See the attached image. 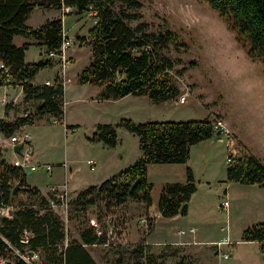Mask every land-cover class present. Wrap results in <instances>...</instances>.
Wrapping results in <instances>:
<instances>
[{
  "label": "rangeland",
  "instance_id": "1",
  "mask_svg": "<svg viewBox=\"0 0 264 264\" xmlns=\"http://www.w3.org/2000/svg\"><path fill=\"white\" fill-rule=\"evenodd\" d=\"M141 1V20L149 24V30H174L186 44V47L181 46L178 50L171 48L168 51L172 58L181 60L174 64L170 74L181 94H187L185 101L180 103L179 98H176L155 103L145 95H126L116 100H105L100 98V88L97 86L80 84L78 73L89 63L92 52L90 46L80 43L77 36L87 35L94 19L86 13H66V9L62 8V15L59 14V17L62 18L64 34L72 40L67 51L72 61L66 69L71 81L65 83L63 117L56 122L43 118L37 123L26 125L25 128L19 127L14 132L19 134L21 129H25L30 133L33 164L52 165V176H48L40 166L31 173H28L29 169L25 170L27 184L38 188L47 196L51 183L66 184L70 201L89 186L100 184L141 157L139 137L119 124L122 118L135 122L185 121L205 117L215 122L220 119L236 138L240 154L245 150L264 159V109H257L254 97L248 91L253 79L252 73L233 79L226 70L221 71L210 65L207 44L196 32L185 31L174 21L173 14L182 6L184 0ZM202 2L209 6L205 0ZM210 9L218 14L212 7ZM54 10L56 11L53 8L35 7L26 23L38 27L45 20L51 19ZM139 21H132L131 24L136 25ZM22 41L33 40L22 36L15 37L16 44ZM39 47L36 44L29 46L26 61L34 62L44 55H41ZM191 61L194 63L190 64ZM253 62L257 70L264 73V64L260 60ZM182 67L187 70L180 75L178 70ZM47 68L41 69L36 75V82L52 80L56 74L59 76L58 64ZM15 95L16 89L13 86H0V118L6 115L4 105L8 103L11 109L5 117L6 120L13 121L17 116L32 114L33 102L25 103L21 92L20 99L17 103L14 101V104L12 99ZM64 122L73 127H67ZM98 124H110L115 128V146H107L98 136L88 137L91 129ZM223 137L222 134L215 135L191 146L186 164L160 163L148 166V181L152 183L151 211H148L143 202L130 199L121 205H102L100 209L104 216L101 223L104 230V219L107 215L116 216L120 221L110 245L89 248L98 264H132L129 251L147 239L151 242V248H146L145 252L154 253L153 259L156 263L174 264L182 258L190 264H264L261 243L241 240L245 228L264 221V187L227 181L228 152L226 144L219 141ZM0 149V160L11 164L15 158L12 149ZM90 159L96 161L94 169L89 167ZM65 162L66 171L62 167ZM187 165L193 171L197 191L189 200L186 214L171 218L156 217V204L162 185L166 181L182 182L185 179L184 175L177 173L167 176L168 172H172L167 167H181L185 170ZM222 201L228 202L227 212L221 206ZM97 208L90 207L87 210L86 215L90 221L96 219ZM55 210L64 221L66 219L70 236L78 237L75 224L67 219L68 208L62 210L59 207ZM142 217L147 218L146 223L140 222ZM150 226L152 231L148 233ZM191 227L196 230L189 232ZM178 231L184 233L178 234ZM227 236L231 243L222 244L219 252L216 243ZM223 252L228 253L227 258L219 255ZM36 262L38 264L40 260Z\"/></svg>",
  "mask_w": 264,
  "mask_h": 264
},
{
  "label": "trees",
  "instance_id": "2",
  "mask_svg": "<svg viewBox=\"0 0 264 264\" xmlns=\"http://www.w3.org/2000/svg\"><path fill=\"white\" fill-rule=\"evenodd\" d=\"M205 1L234 32L239 47L253 61L260 60L264 64V0ZM35 7H70L69 13H86L94 19L87 35L77 36L79 42L89 45L92 52L91 60L78 73L77 79L80 84L100 88L101 99L145 95L149 100L160 103L175 100L181 94L170 74L174 64L181 60L172 58L168 51L186 47V44L174 30H149V24L141 20V0H0V63L7 69V72L0 69V86L21 87L23 101H32L34 105L32 114L17 116L13 121L0 118V134L10 136L17 128L43 118L60 121L64 114V86L59 76L56 74L51 84L32 82L41 69L57 65V60L47 55L61 44L62 18L47 19L38 27L29 26L26 22ZM137 20L140 21L136 25L131 24ZM15 36L32 39L33 42L16 45L13 42ZM31 44L44 46V57L26 62L25 51ZM185 70L187 68L182 67L178 74L182 75ZM4 107L7 115L11 105L8 103ZM213 122L207 117L145 122L122 118L119 124L138 135L142 155L132 165L98 185L89 186L68 201L67 219L75 224L78 237L70 236L67 224L50 205L49 192L47 196L38 188L29 186L23 169L0 160V208L10 205L15 208L11 218L0 216V259L7 260L5 264H27L14 253L13 248H16L39 250L41 259L38 264H98L89 248L94 244L102 245L106 240L105 232H95L86 215L87 210L98 207L96 220L103 222L102 205H121L130 199L143 202L147 208L151 206L152 183L148 181V166L185 163L191 146L216 135ZM94 136L110 147L117 143L116 130L110 124H98L88 137ZM226 179L264 187V159L240 154L227 165ZM196 191L193 171L187 166L184 181L162 185L157 211L163 218L186 214L189 200ZM24 230L31 233L27 243L20 240ZM241 240L264 241V221L245 228ZM143 243L129 251L132 264H163L156 263L154 253L145 252L151 245ZM174 264L190 263L180 258Z\"/></svg>",
  "mask_w": 264,
  "mask_h": 264
},
{
  "label": "built area",
  "instance_id": "3",
  "mask_svg": "<svg viewBox=\"0 0 264 264\" xmlns=\"http://www.w3.org/2000/svg\"><path fill=\"white\" fill-rule=\"evenodd\" d=\"M66 9V13L70 12V7H64ZM72 44V40L70 37H68L66 34H64L63 30V37L61 44L59 45L58 49L56 51H51L48 53V57L53 58L57 60V64L60 69L59 73V79L61 80V83H67L71 79L67 76L66 69L69 67L72 58L67 54L68 49L70 48ZM0 69H3L4 72H7V69L3 66L2 63H0ZM51 84V83H47ZM187 94L183 93L181 94L179 98V102L183 103L185 101V96ZM5 100V99H4ZM56 122V120H55ZM213 129L216 131H219V134H222L224 137L222 139H219L220 142H224L226 144L227 152L228 155L226 157V162L227 164H230L233 162L234 159L238 158L240 156V147L239 144L236 140V138L232 135L231 132L228 131L225 127V123L222 120H216L213 122ZM218 134V135H219ZM22 145L20 149V154L16 153L13 148L15 146ZM10 148L12 149V152L14 154V159L12 161V164L14 166L20 167L24 171L26 169H29L30 172L36 171L38 166L43 168V170L46 172L48 176H52V165L51 164H33L32 158H33V146L31 144V135L28 131L25 129H21L20 133H13L10 136H4L0 134V148ZM89 167L90 169H94L96 166V161L90 159L89 162ZM64 167L65 171L67 170V165L66 162L62 165ZM49 193L51 194V200H50V205L53 208H61L66 209L68 208V193L66 190V184L62 186H56V185H51L49 187ZM221 206L228 211V202L227 201H222ZM14 206H4L0 208V216L8 217L11 218L13 216V211H14ZM119 219L116 216L113 215H107L104 219L106 229H103V225L101 222L98 220H93L91 221L93 228L97 234H100L103 230L105 232V237L106 240L104 243H102L103 246L110 245L111 242L110 240L114 239L116 235V231L119 228ZM65 224H66V219H65ZM141 223H146L147 218L142 217L140 219ZM195 228L191 227L189 228V232H194ZM184 231H178V234H182ZM31 237V233L28 230H24L21 234V242L22 243H27L28 239ZM230 238L224 237L220 241H217L216 245L218 247V251L220 246L222 244H230ZM261 243V254L264 255V241L260 242ZM65 246L67 245V242L65 241ZM96 246V244H94ZM14 253L18 256L20 260H23L27 264H35L36 260H39L40 258V251L39 250H31V249H25V250H19L16 248H13ZM219 255H223L224 258L228 257V253L223 252L222 254L219 253ZM7 260L1 258L0 263L5 264Z\"/></svg>",
  "mask_w": 264,
  "mask_h": 264
},
{
  "label": "clouds",
  "instance_id": "4",
  "mask_svg": "<svg viewBox=\"0 0 264 264\" xmlns=\"http://www.w3.org/2000/svg\"><path fill=\"white\" fill-rule=\"evenodd\" d=\"M173 15L182 29L196 32L207 44V59L213 68L226 70L233 79L252 73L248 91L257 109H264V73L257 70L251 57L238 46L234 32L225 21L202 0H184Z\"/></svg>",
  "mask_w": 264,
  "mask_h": 264
},
{
  "label": "crops",
  "instance_id": "5",
  "mask_svg": "<svg viewBox=\"0 0 264 264\" xmlns=\"http://www.w3.org/2000/svg\"><path fill=\"white\" fill-rule=\"evenodd\" d=\"M53 9H55V8H53ZM59 11V12H58ZM52 16H51V19L52 18H57V17H59V14H61L62 15V11H61V9H56V11L54 10V11H52ZM30 26V25H29ZM33 27V26H32ZM64 30V29H63ZM65 31V30H64ZM83 36V35H82ZM16 37V36H15ZM15 37H14V39H13V42L15 43ZM24 42H33V41H22V42H20V44H16V45H21V44H23ZM29 48V47H28ZM40 48V53H41V55L43 54V53H45V47L44 46H40L39 47ZM27 51V50H26ZM26 51H25V56H26ZM44 57V55L42 56V57H40V59H42ZM40 59H38V60H40ZM37 60V61H38ZM25 61H26V59H25ZM26 62H28V61H26ZM31 62H33V61H31ZM35 62V61H34ZM57 66V65H56ZM53 67H54V65H53ZM52 68V67H51ZM44 69H46V68H44ZM48 69V68H47ZM40 71H42V70H40ZM39 71V72H40ZM38 72V73H39ZM38 73L36 74V75H38ZM57 73V72H56ZM36 75H35V77H36ZM35 77L33 78V83H35V84H47L48 82L49 83H52L53 81H54V79H55V77L52 79V80H45V82H36L35 81ZM70 78V77H69ZM71 79V78H70ZM71 81V80H70ZM69 81V82H70ZM3 87H5L6 85H2ZM8 86H11V85H8ZM63 86H64V92H65V83L63 84ZM90 86H93V85H90ZM14 87V89H16V95H15V97L12 99V101H13V103H14V101L17 103V101L20 99V95H21V92H22V89H21V87H19V86H13ZM88 88H90V87H88ZM19 90H20V92H19ZM23 94V93H22ZM5 99V98H4ZM16 103H14V104H16ZM5 117H7L6 115H4V118ZM65 123V122H64ZM68 127L69 126H73V125H69L68 123H65ZM22 127V126H21ZM24 128L26 127V125H24L23 126ZM20 129V128H19ZM93 129V128H92ZM91 129V130H92ZM18 130V129H17ZM31 141H32V138H31ZM244 153H247V152H245V150H244ZM247 154H250V153H247ZM173 164H175V163H173ZM182 164H186V162L185 163H182ZM188 166V165H187ZM186 166V167H187ZM167 168H169L172 172H168L167 174V176H169L171 173H177V174H182V175H184L183 176V178H185V170H182L181 169V167H167ZM166 169V168H165ZM148 171V170H147ZM31 173V172H30ZM66 174V173H65ZM52 175H53V173H52ZM185 180V179H184ZM183 180V181H184ZM166 182H170V181H166ZM165 182V183H166ZM172 182H174V181H172ZM26 183H27V180H26ZM56 183H51V185H55ZM62 185H64V184H56V186H62ZM41 191V190H40ZM42 192V191H41ZM43 193V192H42ZM44 194V193H43ZM151 208H152V205L151 206H149L147 209H148V211H151ZM160 216V214H159V212H157L156 213V217H159ZM159 218H161V217H159ZM157 222V221H156ZM156 225V224H155ZM156 227V226H155ZM196 230V229H195ZM155 231V230H154ZM153 231V232H154ZM152 232V233H153ZM144 242L145 243H147V244H151V242L147 239V240H144ZM90 252V254L93 256V254L91 253V251H89ZM93 258H94V256H93ZM95 259V258H94Z\"/></svg>",
  "mask_w": 264,
  "mask_h": 264
},
{
  "label": "water",
  "instance_id": "6",
  "mask_svg": "<svg viewBox=\"0 0 264 264\" xmlns=\"http://www.w3.org/2000/svg\"><path fill=\"white\" fill-rule=\"evenodd\" d=\"M218 134H219V131L216 132V135H218ZM21 147H22V145L15 146V147L13 148V150H14L16 153L20 154V149H21ZM28 173H30V171H28ZM17 188H18V185L15 186V189H17Z\"/></svg>",
  "mask_w": 264,
  "mask_h": 264
}]
</instances>
